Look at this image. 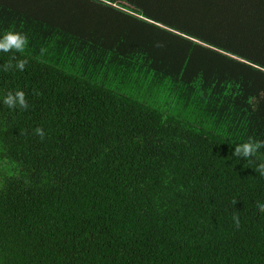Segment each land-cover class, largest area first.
<instances>
[{
  "label": "trees",
  "instance_id": "16d2710c",
  "mask_svg": "<svg viewBox=\"0 0 264 264\" xmlns=\"http://www.w3.org/2000/svg\"><path fill=\"white\" fill-rule=\"evenodd\" d=\"M6 30L0 264H264V149L235 154L264 142V0H0Z\"/></svg>",
  "mask_w": 264,
  "mask_h": 264
},
{
  "label": "clouds",
  "instance_id": "9594fccd",
  "mask_svg": "<svg viewBox=\"0 0 264 264\" xmlns=\"http://www.w3.org/2000/svg\"><path fill=\"white\" fill-rule=\"evenodd\" d=\"M27 37L21 32L15 30H6L0 33V52L8 53L10 51L23 52L27 46ZM26 60H20L15 64V67L20 71L25 68ZM13 65L9 63L4 66V70L8 71ZM3 104L7 105L9 108H22L27 109L28 104L25 98V93L23 91H16L14 94L9 93L3 98ZM35 134L43 138V129L37 128ZM261 149H264V142L249 140L248 142L238 144L235 148L236 155H243L246 158H251ZM261 173V177L264 178V163H262L257 169ZM258 209L260 212L264 213V204H259ZM237 226L239 225L238 218L234 217Z\"/></svg>",
  "mask_w": 264,
  "mask_h": 264
}]
</instances>
